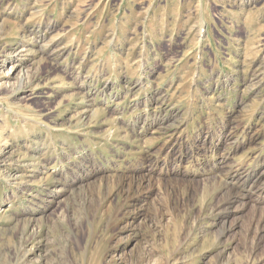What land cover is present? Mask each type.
Segmentation results:
<instances>
[{"label":"rangeland","instance_id":"374dc122","mask_svg":"<svg viewBox=\"0 0 264 264\" xmlns=\"http://www.w3.org/2000/svg\"><path fill=\"white\" fill-rule=\"evenodd\" d=\"M263 189L264 0H0V264H264Z\"/></svg>","mask_w":264,"mask_h":264},{"label":"bare ground","instance_id":"6f19581e","mask_svg":"<svg viewBox=\"0 0 264 264\" xmlns=\"http://www.w3.org/2000/svg\"><path fill=\"white\" fill-rule=\"evenodd\" d=\"M260 178H261L260 175L256 176V175H253L252 173H245V174H238V175H233L232 174L231 178H230V183L233 186H236V184L242 183L244 186L248 184V186L255 187L257 185V183H258V180H260ZM258 191H259L260 194H263L262 189H258ZM233 196L235 197V195H233Z\"/></svg>","mask_w":264,"mask_h":264}]
</instances>
